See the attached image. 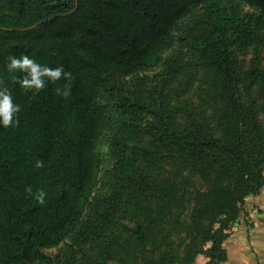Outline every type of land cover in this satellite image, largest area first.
I'll return each instance as SVG.
<instances>
[{"label": "trees", "instance_id": "1", "mask_svg": "<svg viewBox=\"0 0 264 264\" xmlns=\"http://www.w3.org/2000/svg\"><path fill=\"white\" fill-rule=\"evenodd\" d=\"M237 1L252 11L234 0H0V89L20 105L12 124H0V264L49 257L42 249L63 242L89 206V224L98 230L89 225L83 235L92 233L102 247L87 264H192L198 255L225 264L230 226L246 198L264 187V67H238L231 49L264 42V0ZM198 5L206 31L191 42L208 70L211 116L177 123L161 110L157 123L147 122L145 142L139 132L115 137L112 192L96 198L99 150L111 120L108 99L100 100L106 82L159 62L180 20ZM21 54L63 65L72 73L71 95L55 94L63 78L24 91L14 79L21 74L6 67L9 55ZM240 86L257 96L244 101ZM126 98L116 102L118 110L129 107ZM184 169L206 185L191 198L188 222ZM38 190L44 203L35 198ZM119 217L132 224L110 234Z\"/></svg>", "mask_w": 264, "mask_h": 264}, {"label": "rangeland", "instance_id": "2", "mask_svg": "<svg viewBox=\"0 0 264 264\" xmlns=\"http://www.w3.org/2000/svg\"><path fill=\"white\" fill-rule=\"evenodd\" d=\"M234 2L240 10L252 11L245 3L237 0ZM206 17L205 8L198 5L193 12L180 20L178 36L159 62L142 70L113 74L106 82L100 100L108 99L106 110L111 120L103 132V143L99 150L98 185L93 192L96 198L109 197L112 192L115 158L111 145L115 137L123 139L121 136H124V140H129L139 132L138 139L145 142L150 137L146 124L157 123L161 110H170L177 123L199 122L211 116L213 108L208 70L201 65L198 51L191 42V39L205 33ZM260 32L264 38V24ZM231 49L236 53L238 67L248 69L255 61L264 67V42L249 48L233 45ZM240 91L244 101L257 96L256 89L247 90L240 86ZM121 95L127 97L125 101L129 107L125 111L115 107ZM260 120L264 127V113L260 115ZM181 186L186 189L188 197L187 210L183 217L188 222V214L193 206L191 198L197 191L205 189L206 185L190 169H184ZM93 219L95 214L89 206L81 223L63 242L42 249L49 257L38 255L36 262L32 264H87L96 258L102 241L94 240L92 233L83 235ZM122 223L132 224L119 217L117 223L107 231L110 234L122 232ZM90 227L94 231L98 230L96 226ZM228 232L230 237L225 242L230 254L228 264H264V187L258 194L246 198L239 218L230 226ZM192 264H206V258L198 255Z\"/></svg>", "mask_w": 264, "mask_h": 264}, {"label": "clouds", "instance_id": "3", "mask_svg": "<svg viewBox=\"0 0 264 264\" xmlns=\"http://www.w3.org/2000/svg\"><path fill=\"white\" fill-rule=\"evenodd\" d=\"M6 67L10 73L19 72L21 75H14L20 87L28 91H39L46 86V79L55 83L61 78L64 79L62 86L55 88V94L62 97L71 95V85L69 81L72 78V73L65 70L63 65L51 67L46 64L39 63L35 58L27 54L20 56L9 55L6 60ZM20 110V105L15 103L11 92L7 89H0V124L8 126L14 122V115ZM43 161L37 160L36 167H42ZM30 190V189H29ZM45 192L38 190L35 193V198L44 203Z\"/></svg>", "mask_w": 264, "mask_h": 264}, {"label": "crops", "instance_id": "4", "mask_svg": "<svg viewBox=\"0 0 264 264\" xmlns=\"http://www.w3.org/2000/svg\"><path fill=\"white\" fill-rule=\"evenodd\" d=\"M229 237H230V233H229ZM228 237V238H229ZM228 238L225 240V242L228 240ZM225 242H224V247L226 248V246H225ZM226 250H227V248H226ZM227 253H228V259H227V261L225 262V264H228V262H229V258H230V254H229V252H228V250H227ZM202 256H204V255H202ZM205 257V256H204ZM206 258V264H207V261H208V258L207 257H205Z\"/></svg>", "mask_w": 264, "mask_h": 264}]
</instances>
